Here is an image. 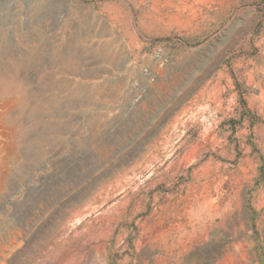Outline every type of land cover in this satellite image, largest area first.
<instances>
[{"label": "rangeland", "instance_id": "1", "mask_svg": "<svg viewBox=\"0 0 264 264\" xmlns=\"http://www.w3.org/2000/svg\"><path fill=\"white\" fill-rule=\"evenodd\" d=\"M0 264H264V0H0Z\"/></svg>", "mask_w": 264, "mask_h": 264}]
</instances>
